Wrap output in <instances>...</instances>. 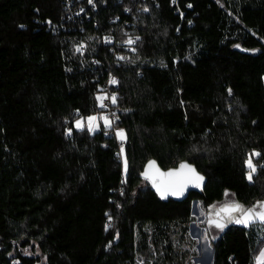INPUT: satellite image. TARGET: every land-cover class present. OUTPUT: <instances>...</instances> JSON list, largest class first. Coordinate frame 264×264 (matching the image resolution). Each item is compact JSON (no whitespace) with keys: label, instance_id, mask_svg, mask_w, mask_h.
<instances>
[{"label":"trees","instance_id":"1","mask_svg":"<svg viewBox=\"0 0 264 264\" xmlns=\"http://www.w3.org/2000/svg\"><path fill=\"white\" fill-rule=\"evenodd\" d=\"M77 109L125 140L76 131ZM149 160L192 164L203 193L162 201ZM261 164L264 0H0V264H191L192 201H264ZM202 227L212 264H256L264 224Z\"/></svg>","mask_w":264,"mask_h":264},{"label":"snow or ice","instance_id":"2","mask_svg":"<svg viewBox=\"0 0 264 264\" xmlns=\"http://www.w3.org/2000/svg\"><path fill=\"white\" fill-rule=\"evenodd\" d=\"M89 4H93V0H88ZM175 2V0H173ZM191 7V5H188ZM126 11L128 9H125ZM144 11H148L147 8H144ZM48 23H51L49 21ZM191 23V21H189ZM127 36L128 34L125 33ZM105 42L111 43V37H105ZM136 40H139V37H136L133 40L131 37L124 41L125 44L132 45ZM84 45H79L76 48L77 52H81ZM236 47H239L238 45ZM253 52L256 50L253 49ZM118 60L124 59V57L117 56ZM70 70V69H69ZM118 83L115 78H109V84ZM229 94H231V89L228 90ZM98 94L95 96L97 101V106L101 109L107 107L105 101L110 99L111 103L115 105L117 103V97L113 93L111 97L107 95H102L100 93L103 92V89L97 90ZM112 117H116V113H111L109 115H88L87 117L81 116L79 110H76L75 119L73 127L76 131L83 132L85 131V122H86V130L90 135L96 134L101 130L100 121L103 122V132L105 136H110L111 132L114 130L115 137L117 141L123 142L125 140V131L124 129L119 128L115 125V119ZM118 119V117H116ZM67 124V119L65 120ZM73 127L65 128V135L71 136L73 134ZM124 147L123 143H121L120 152L117 154L119 157L123 158ZM261 156V153L258 151H253L249 154V156L245 159L244 165L247 169L246 178L249 182H252L254 174L257 172L258 165L254 163V157ZM124 163V171L125 173L128 170L127 160H123ZM259 167L264 168V164L259 165ZM141 176L144 180L148 181L152 188L155 189L156 194L160 199H166L169 196L181 197L184 195V192L187 188H199L201 187L202 182L204 181V177L196 170V168L187 162L181 161L178 167L170 168L167 171H162L159 167H157L155 161H148V164L145 166L144 171L141 173ZM124 181L122 180V183ZM123 195V192L121 193ZM228 195L227 190L225 191V196ZM119 207V205H117ZM106 216L109 217V221H111V216L108 213H105ZM260 222L264 224V201H257L256 204L245 207L240 204L236 200H232L231 202H225L220 206L209 205L206 210V223L211 227L223 231L227 225L235 223L238 225H243L244 227H249L251 224ZM109 227L108 224L105 225V230ZM25 255H30L27 249L24 250ZM38 254V253H37ZM11 255V253H9ZM13 264H18L17 261H14ZM256 264H264V249L260 250L259 256L256 257Z\"/></svg>","mask_w":264,"mask_h":264},{"label":"rangeland","instance_id":"3","mask_svg":"<svg viewBox=\"0 0 264 264\" xmlns=\"http://www.w3.org/2000/svg\"><path fill=\"white\" fill-rule=\"evenodd\" d=\"M99 123L103 124L102 121H100ZM123 169H124V163H123ZM191 213L195 221L190 226V233L192 235V238L197 240L196 243L197 255L190 259L191 264H212L213 249L210 246L207 233L205 229L202 227V225L205 223L206 218H205V212L201 208L199 202L192 201Z\"/></svg>","mask_w":264,"mask_h":264},{"label":"water","instance_id":"4","mask_svg":"<svg viewBox=\"0 0 264 264\" xmlns=\"http://www.w3.org/2000/svg\"><path fill=\"white\" fill-rule=\"evenodd\" d=\"M150 161V160H149ZM152 161H154V160H152ZM156 162V161H155ZM184 162H186V161H184ZM188 163V162H187ZM148 164V162L145 164V166ZM180 164V163H179ZM178 164V165H179ZM156 165H157V167H159L158 166V164L156 163ZM178 165L176 166V167H178ZM145 166H144V168H143V171H144V169H145ZM160 168V167H159ZM173 168H175V167H173ZM161 169V168H160ZM162 170V169H161ZM162 171H167V170H162ZM202 175V174H201ZM205 179H204V181L202 182V184H201V187H199V188H193V187H189V188H187L186 190H185V192H184V195L183 196H181V197H175V196H169V197H167L166 199H161L162 201H168V200H174V201H178V202H180V201H183L184 199H186L191 193H199V194H202L203 193V190H204V187H205V185H206V182H207V180H206V177L204 176V175H202ZM142 177V176H141ZM143 178V177H142ZM146 181V180H145ZM148 182V181H147ZM149 183V182H148ZM151 185V184H150ZM151 188H152V186H151ZM152 190L154 191V193L156 194V192H155V189H153L152 188ZM157 195V194H156ZM157 197L159 198V196L157 195ZM160 199V198H159ZM252 225V224H251Z\"/></svg>","mask_w":264,"mask_h":264},{"label":"built area","instance_id":"5","mask_svg":"<svg viewBox=\"0 0 264 264\" xmlns=\"http://www.w3.org/2000/svg\"><path fill=\"white\" fill-rule=\"evenodd\" d=\"M105 104L107 105L108 103L105 102ZM107 115L111 116V112H108ZM112 118H113V117H112ZM112 134H113V135L115 134L114 130L111 132V135H112ZM111 135H110V136H107V137H111Z\"/></svg>","mask_w":264,"mask_h":264}]
</instances>
